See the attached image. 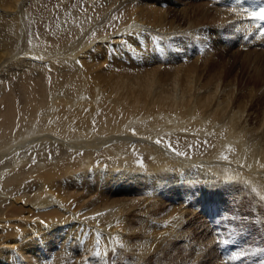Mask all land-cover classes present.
Listing matches in <instances>:
<instances>
[{"label": "bare ground", "instance_id": "1", "mask_svg": "<svg viewBox=\"0 0 264 264\" xmlns=\"http://www.w3.org/2000/svg\"><path fill=\"white\" fill-rule=\"evenodd\" d=\"M127 1L0 0V264H148L153 248L179 236L194 182L211 194L251 193L264 208V129L250 130L246 105L220 94L221 79L211 86L182 62L164 80L170 70L160 72L150 49L144 63L155 66L142 72L108 68L112 56L124 60L126 34L173 29ZM253 3L223 2L241 18L219 29L237 27L243 40ZM173 179L183 202L158 218L157 189ZM129 182L135 198L114 196ZM237 183L241 192L229 188ZM220 252L241 262L231 245Z\"/></svg>", "mask_w": 264, "mask_h": 264}, {"label": "rangeland", "instance_id": "2", "mask_svg": "<svg viewBox=\"0 0 264 264\" xmlns=\"http://www.w3.org/2000/svg\"><path fill=\"white\" fill-rule=\"evenodd\" d=\"M130 1L132 4L139 2L136 7H139L143 13L148 14L151 19L157 20V22L159 20L165 22L167 26L173 29L168 33L164 30L163 35L162 31L156 27V31H152L146 37L144 36L145 39L143 40H136L135 35L126 34L125 37L129 36L123 46L124 60H117V57L112 56V59L107 60V63L112 62V67L106 66L107 63L102 64L103 70L108 67L112 68L110 71H118V74H123L120 72L122 70L126 71V75L142 72L147 67L155 66L154 64L146 66L147 64L144 63L146 56L143 55L147 54L150 49L152 50L149 51L152 56L150 60L162 64L159 68L160 72L165 69L170 70L165 75L164 80L168 81L175 66L182 62L186 63L187 70L198 68L205 76V80L212 83L211 86H214L221 79L223 85L220 94L228 96L232 93L229 96L235 100L234 103L237 106L238 103L241 104L240 108L246 105L245 113L251 117L250 130L261 131L264 129V47L256 41L252 46L246 43L244 39L240 40L236 32L232 31H236L237 27L234 29L227 24L225 30L219 29V26L226 22L233 24L241 18L232 11L227 13L230 6L222 4L226 0H217L218 2L213 0ZM126 2L128 1L126 0ZM111 6L117 5L112 2ZM154 25L160 26L159 24ZM219 32H224L223 36ZM105 35L107 33L102 34V36ZM98 50L103 52L102 46ZM189 50L190 53L186 54ZM126 53L129 54V58L125 57ZM196 56L200 58L197 61L194 59ZM103 57L102 62L104 61ZM127 60L129 62H126ZM136 60L138 62L133 63ZM91 80L94 81L93 78ZM153 98L154 96L147 103L149 104ZM260 123L263 126H260ZM178 132H184V130ZM169 155L164 154L166 158L170 157ZM145 167L151 168V165L147 164ZM163 181H165L166 186L162 184L159 186L160 189H157V195H161V198L156 204L162 212L156 213L158 218L172 213L174 203L183 198V196H174V192L178 191L184 195L175 179L172 180V183ZM198 184L196 182L191 184L193 203H187L189 208H185L188 210L181 216L183 221L174 226L179 235L178 240L177 238L171 239L157 249L156 253H154L155 248H153L148 264H231L230 260L227 259L228 255L224 257L220 252L221 246L226 245H231V249L235 250L234 254L238 255L239 261L243 262L237 264H264V208L261 205L257 209L254 208L256 203L261 200L245 191L243 194L237 193L236 196H230V192L219 186H216L217 189L211 194ZM234 186L235 188H231V186L229 188L236 192H241L243 189H240L242 186L238 183ZM114 188L116 190L114 196L135 198L139 186L134 185V182H129L117 184ZM238 196H240L241 201L234 202L231 200V197ZM180 202L182 203L183 199ZM150 223L148 226L150 225L153 229V224L156 222ZM157 224L163 225L162 222ZM165 225L167 224L165 223ZM206 226L207 228H205ZM181 235L185 236L187 240H182L183 236ZM187 241L189 242L186 243ZM148 243L149 245L152 244L151 241ZM148 243L147 246H149ZM253 247L256 251L260 250L258 255H249ZM260 254L262 259H260ZM121 263L125 264L124 262L115 264Z\"/></svg>", "mask_w": 264, "mask_h": 264}, {"label": "snow or ice", "instance_id": "3", "mask_svg": "<svg viewBox=\"0 0 264 264\" xmlns=\"http://www.w3.org/2000/svg\"><path fill=\"white\" fill-rule=\"evenodd\" d=\"M252 17L254 19H258L260 21H264V7H262L259 11L252 13ZM101 215V214H97ZM96 217H93L95 219Z\"/></svg>", "mask_w": 264, "mask_h": 264}]
</instances>
